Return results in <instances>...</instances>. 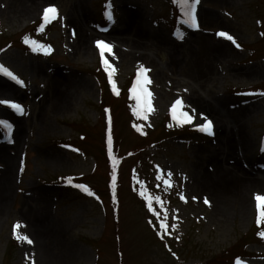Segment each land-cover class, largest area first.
<instances>
[{
    "label": "rangeland",
    "instance_id": "1",
    "mask_svg": "<svg viewBox=\"0 0 264 264\" xmlns=\"http://www.w3.org/2000/svg\"><path fill=\"white\" fill-rule=\"evenodd\" d=\"M35 4L19 16L0 0V65L23 82L0 72V100L23 107L21 114L0 104V121L11 126L0 127V178L13 168L0 192V264H39L35 235L54 256L46 264H264V224L256 223V196H264V0H198L196 28L174 0ZM49 6L57 16L45 22ZM113 29L131 33V42L149 40L124 43L109 36ZM81 40L87 47L78 49ZM97 40L112 45L111 83ZM32 41L48 51H34ZM142 87L151 109L138 114ZM177 99L191 122L173 120ZM205 119L212 135L199 130ZM226 126L228 139L216 134ZM243 176L260 188L244 187ZM220 186H240L243 204L217 211Z\"/></svg>",
    "mask_w": 264,
    "mask_h": 264
},
{
    "label": "snow or ice",
    "instance_id": "2",
    "mask_svg": "<svg viewBox=\"0 0 264 264\" xmlns=\"http://www.w3.org/2000/svg\"><path fill=\"white\" fill-rule=\"evenodd\" d=\"M174 2H179L181 7H183L185 9V15L188 18V22H190V25L192 27H197L196 24V17L194 15L195 12V5L198 2V0H191V2H189V0H174ZM57 16V9L54 6H49L47 8H45L43 10V19L45 22H49L51 19H55ZM109 19H111V13H108ZM218 36L223 37L229 41H231L233 44H236L235 39L233 38L232 35H230L227 32L224 31H220L219 33H217ZM24 42L27 44L29 43V39L25 38ZM33 45V50H37V47H39L40 49H43L45 52L48 51L47 48H45V46L43 45H38L36 44L35 41L31 42ZM95 45L97 47V49H99V54L101 57V62L105 67V70L108 71V77H109V82H112V71L110 70L111 65L109 64V60L105 58V53L111 54L112 52V45L109 43H106L104 40H97L95 42ZM237 47H239L238 44H236ZM146 69H141L140 70V75H142L144 72H146ZM0 72H3L5 75L9 76L11 79H13L14 81H16V83L21 84L22 85V81L18 80L11 72H9L7 69H5L2 65H0ZM139 79V76H138ZM144 84H148L150 81L148 80L147 76H144ZM115 84H113V91H115ZM133 91L135 92V88L133 89ZM142 95H138L136 96L137 102H138V114L139 112H143L145 110H150L151 109V103L148 99V97L151 95L150 92H148L147 88H143L141 89ZM261 95H264V93H261ZM0 104H5L8 107H10L11 109H13L16 112H20L21 114L23 113V107L21 104L17 103V102H13V101H9V100H0ZM182 106V101L177 99L175 101V103L172 105L171 108V114H172V118L173 120L176 119H180L182 122H191L192 117L184 112V111H180L179 113L177 112V109L180 108ZM0 127L5 128V130H7L8 128H10L11 126L7 124V122L5 121H0ZM199 130L202 132H205L209 135L213 134V125L212 122L210 120L205 119L204 123L198 125ZM109 145H111V139L109 138ZM113 179H115V176H113ZM68 183H71V180H68ZM77 188L82 189L84 192L88 193L89 195H92L93 193L87 188V186L82 185V184H77L75 185ZM183 199V197H181ZM256 201H257V219H256V223L258 225L260 224H264V196L261 195H257L256 196ZM205 203L207 204L208 201L207 199H205ZM161 227H164L163 223L161 224ZM174 227V226H173ZM19 228V224L14 226V233L15 230ZM260 235L262 237H264V232H261ZM18 239H23L25 241H27L28 243H32V241L30 239H28L27 236H17ZM237 264H242L241 261L237 260Z\"/></svg>",
    "mask_w": 264,
    "mask_h": 264
},
{
    "label": "bare ground",
    "instance_id": "3",
    "mask_svg": "<svg viewBox=\"0 0 264 264\" xmlns=\"http://www.w3.org/2000/svg\"><path fill=\"white\" fill-rule=\"evenodd\" d=\"M8 3H9V5H8L9 7H7L6 11L8 10L9 13H11L13 15H19V16L32 14L33 10L35 9V5H36L35 4V0H8ZM201 16H202V20L203 21L206 22L208 20V14L203 13ZM108 34L113 39H118L117 37H119V40H121V42L128 43V44H133V45H138V46H140L141 44H147L146 41L149 40V39L146 40L144 38H139V37L135 36L134 41L131 42V38H133L131 33L125 32L124 30L120 33V32H118V29L117 30L116 29L110 30L108 32ZM142 40H145V41H142ZM83 47H87L86 40L79 41L78 49L79 48L82 49ZM219 53H220L219 56L223 57L227 52L222 50ZM112 55L114 56V55H117V54H112ZM117 57H119L121 59L123 58L124 60H126L128 58V55L120 54V55L116 56V58ZM82 86L83 85L80 84L77 87L81 88ZM64 97L65 96L62 95V97L60 99L59 108H62L64 106V104L61 105L65 101V99H63ZM211 113L215 114L214 111H211ZM220 131L223 132L225 134V136L227 135V139L229 137L228 135L232 134V131L227 126L225 128H223V129L222 128H216V134H218ZM240 131H241V127L237 126L236 124H234L233 125V132H235L234 133V135H235L234 138L236 139L237 145H239V147L241 148L245 144L241 145V144H243V140H242ZM222 139L226 141V139H224L223 137H222ZM225 145H228V146L231 145L232 146V142L231 141H227V142H225ZM221 148H222L223 151H225L224 147H221ZM1 159L3 160L2 157H0V160ZM233 172H238V171H237L236 168H234ZM12 173H13V168L9 167L7 172H6L5 177H3V179H2V177L0 178V192L4 193L5 191H7V189H9L10 183H11V179H12V176H13ZM236 175H238V173H236ZM222 176H224V175H222ZM229 176L230 175L226 174L225 178H230ZM243 178H244L243 179V184H245V185H243L244 187H246V186L251 187L252 188L251 191H254L255 189L258 190L260 188V185L259 184L257 185V183L255 181H253L252 178L244 177V176H243ZM230 180L229 179H225L224 184L229 182ZM240 188L241 187L239 186L238 191H236V189H235L234 192L229 191L227 186H220L218 189H216V191H215L216 195H217V197H215L216 210L217 211H223V210H225V208L230 203H240V205L243 204L244 195L240 194ZM246 192H247V190H246ZM1 198L2 197L0 196V214L3 212V209H5V204L3 202V199H1ZM33 240H34V244L32 246L34 248V251L37 252L36 258H37L38 263L39 264H46L47 261L53 260L52 258L54 256H50V257H49V255L46 256L47 255L46 249L49 247V244L47 242H45V241H43V242L39 241L40 239H38L37 235H35V237H33ZM52 251H53V253H55L56 249H52Z\"/></svg>",
    "mask_w": 264,
    "mask_h": 264
}]
</instances>
